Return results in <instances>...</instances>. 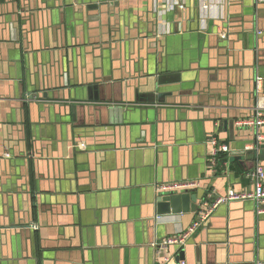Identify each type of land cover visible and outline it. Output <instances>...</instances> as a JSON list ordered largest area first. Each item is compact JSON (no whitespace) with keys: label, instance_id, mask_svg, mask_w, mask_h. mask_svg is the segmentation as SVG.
I'll list each match as a JSON object with an SVG mask.
<instances>
[{"label":"crops","instance_id":"0c3cea01","mask_svg":"<svg viewBox=\"0 0 264 264\" xmlns=\"http://www.w3.org/2000/svg\"><path fill=\"white\" fill-rule=\"evenodd\" d=\"M258 72L264 0H0V264L264 262L250 201L153 246L198 220L158 216L156 185L198 181L199 201L253 188ZM212 139L230 148L216 173ZM244 146L258 158L231 155Z\"/></svg>","mask_w":264,"mask_h":264},{"label":"built area","instance_id":"2783aa9c","mask_svg":"<svg viewBox=\"0 0 264 264\" xmlns=\"http://www.w3.org/2000/svg\"><path fill=\"white\" fill-rule=\"evenodd\" d=\"M258 103L256 108L255 117L252 121H245V125L255 126L257 128L264 126V105L262 104V98L258 97ZM213 153L209 162V167L214 173L217 171V164L219 156L222 153H229L230 148L226 144L219 143L216 139L211 140ZM249 177L255 180L254 186L250 190H243L240 192H229L223 197H219L216 200H211V197H205L202 200L201 210L198 212V220H196L185 232L177 235L173 238L165 239L163 242L154 244L155 249L166 250L170 246H186L191 236L198 230V228L206 223L209 218L213 215L216 209L221 204H228L231 202H253L256 206L257 214L264 215V168L258 167L254 171L248 174ZM200 186L198 181H182V182H171L156 185V191L158 193H177L183 191H189L196 189ZM206 198L208 200H206ZM33 229H38V226H33ZM156 264H171V261L166 259L162 262L160 259L157 260ZM179 264H187L185 261ZM254 264H264L263 261H255Z\"/></svg>","mask_w":264,"mask_h":264},{"label":"water","instance_id":"95a60500","mask_svg":"<svg viewBox=\"0 0 264 264\" xmlns=\"http://www.w3.org/2000/svg\"><path fill=\"white\" fill-rule=\"evenodd\" d=\"M162 77L158 78V87H161ZM257 79H264V76L257 73ZM157 87V88H158ZM33 99V98H32ZM124 109L122 107H111L108 109L110 122L114 123L121 121L123 117ZM258 143L256 144L257 147ZM244 146L240 151H233L231 155L245 156L253 155L254 158H258L259 151L256 149L246 150ZM202 201V200H201ZM201 201L196 194H192L190 191H183L177 193H157L155 200L156 213L160 217L177 215L181 213H198L201 210ZM183 259V258H182Z\"/></svg>","mask_w":264,"mask_h":264}]
</instances>
